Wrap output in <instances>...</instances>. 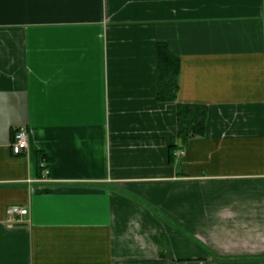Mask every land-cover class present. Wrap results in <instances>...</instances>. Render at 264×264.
I'll return each mask as SVG.
<instances>
[{"label":"crops","instance_id":"1","mask_svg":"<svg viewBox=\"0 0 264 264\" xmlns=\"http://www.w3.org/2000/svg\"><path fill=\"white\" fill-rule=\"evenodd\" d=\"M0 264H264V0H0Z\"/></svg>","mask_w":264,"mask_h":264},{"label":"trees","instance_id":"2","mask_svg":"<svg viewBox=\"0 0 264 264\" xmlns=\"http://www.w3.org/2000/svg\"><path fill=\"white\" fill-rule=\"evenodd\" d=\"M158 95L160 100L176 99L178 87V57L170 52L165 43L157 46ZM207 110L205 105L176 103V136L180 143L190 137L202 135L206 130ZM15 129L13 130L14 133Z\"/></svg>","mask_w":264,"mask_h":264},{"label":"built area","instance_id":"3","mask_svg":"<svg viewBox=\"0 0 264 264\" xmlns=\"http://www.w3.org/2000/svg\"><path fill=\"white\" fill-rule=\"evenodd\" d=\"M28 146V131L24 126H18L13 135L12 150L14 153H20ZM179 154H183L184 150L179 149ZM28 212L26 207L19 205H9L6 208V215L9 221L14 220L15 215H23Z\"/></svg>","mask_w":264,"mask_h":264}]
</instances>
